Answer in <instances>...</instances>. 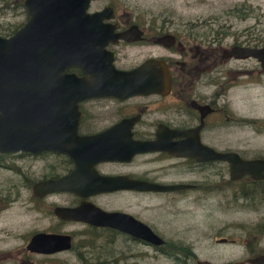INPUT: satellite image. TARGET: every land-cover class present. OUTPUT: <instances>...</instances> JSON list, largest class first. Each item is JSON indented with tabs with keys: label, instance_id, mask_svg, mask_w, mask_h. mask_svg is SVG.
<instances>
[{
	"label": "flooded vegetation",
	"instance_id": "obj_1",
	"mask_svg": "<svg viewBox=\"0 0 264 264\" xmlns=\"http://www.w3.org/2000/svg\"><path fill=\"white\" fill-rule=\"evenodd\" d=\"M119 2L91 0L87 11L102 13L99 21L105 23L94 24L105 30L97 36L108 39L103 46L99 44L98 58L107 61L111 70L114 67L127 73L114 70L91 73L74 65L67 68L84 80L93 75L99 77L101 80L97 82L89 80L98 87L106 81L110 85L109 90L95 89L93 94L79 99L77 133L93 137L87 150L98 155L91 162L96 174L182 186L165 190L128 186L88 196L66 189L42 194L34 190L36 182L68 174L76 166L74 159L53 149L0 151V166L16 169L23 177V186L32 191V202L40 203L35 208L50 218L47 226L34 229L26 237L21 256L24 258L13 259L11 251L0 246V264H68L63 256L71 249L82 264H144L148 246L153 247V256H166L172 264H256L251 259L264 254V243L260 244L264 219L251 225L228 222L231 228L236 226L246 233L242 243L249 255L239 263L199 258L191 263L196 257L194 248L171 239L194 237L193 211L186 208L198 198L208 205L233 201L248 206L264 204V177L256 179L247 172L233 179L227 158L200 159L195 154L178 153L214 149L232 152L234 158L264 159V40L257 35L240 34L228 43L225 28L228 24L197 21L181 24L171 18L149 16L145 9L122 7ZM199 28L206 33L198 32ZM234 46L263 49L259 55L234 54L231 52ZM132 70L135 71L128 72ZM129 85L134 87L127 88ZM163 144H173L179 151L172 152L163 148ZM55 157L58 160H49ZM21 159L31 160L35 165L38 160L39 164L42 162L40 175L27 173L19 163ZM60 191L75 197L69 202L53 201L51 195ZM17 193L16 199L19 189ZM119 195L124 200L112 201L110 205L99 202V197ZM10 198L0 197V208L14 201ZM82 199L107 210L131 214L165 242L155 244L131 230L63 218L55 213L56 206H76ZM179 218L183 219L181 225ZM40 231L69 234L71 246L54 251L28 248L31 236ZM225 234L216 240L239 242L235 233ZM76 236L82 237L79 248L72 247ZM98 236H108L112 242L117 238L135 241L138 248L128 244L112 247V256L102 259V249L92 247Z\"/></svg>",
	"mask_w": 264,
	"mask_h": 264
},
{
	"label": "water",
	"instance_id": "obj_2",
	"mask_svg": "<svg viewBox=\"0 0 264 264\" xmlns=\"http://www.w3.org/2000/svg\"><path fill=\"white\" fill-rule=\"evenodd\" d=\"M90 1L23 0L28 14L26 21L9 35L0 34V151L53 149L66 152L74 159L76 166L68 174L36 182L34 190L42 194L66 189L88 196L128 186L154 190L180 187L182 184H159L137 179L128 182L130 180H125V177L96 174L91 167V162L98 155L87 150L93 137L77 133L78 101L93 94L95 89L109 90L110 85L106 81L98 87L89 80L97 82L99 77L93 75L84 80L75 72H68L67 68L80 66L91 73L126 71L114 67L111 70L107 61L98 58V48L108 39L97 36L105 30L94 24L105 23L99 21L102 13L87 11ZM262 49L234 46L231 52L259 55ZM162 147L175 153L179 151L173 144H163ZM178 153L195 154L200 159L227 158L231 162L233 179L247 172L256 179L264 177V159L261 158H234L232 152L214 149L210 152L188 149ZM54 210L63 218L116 226L137 232L155 244L165 242L131 214L104 209L90 200L82 199L76 206L58 205ZM27 246L34 250L54 251L70 247L71 237L64 233L40 231L31 236ZM251 261L264 264V254L253 257Z\"/></svg>",
	"mask_w": 264,
	"mask_h": 264
},
{
	"label": "rangeland",
	"instance_id": "obj_3",
	"mask_svg": "<svg viewBox=\"0 0 264 264\" xmlns=\"http://www.w3.org/2000/svg\"><path fill=\"white\" fill-rule=\"evenodd\" d=\"M118 4L127 8L145 9L149 16L153 14L154 17H167L181 24H188L189 21L228 24L225 26L228 30L226 39L228 43L235 40L238 35L240 37V34L257 35L260 40H264V0H120ZM27 16L24 5L10 2L9 5L4 6V1L0 0V33L3 35L11 33L12 30L26 21ZM203 29L206 30V28ZM197 31L206 33L202 28L197 29ZM8 160L12 161L11 158H8ZM49 160L54 162L58 159L55 157ZM19 163L27 173L40 175L42 162L39 164V160L36 165L33 161L26 159H21ZM42 170L44 172V168ZM22 179L23 177L16 172V169L0 166V192L2 193L0 197L10 196V199H14L8 207L0 208V246L10 250L14 255L13 259L24 254L22 249L31 231L47 226L50 222V218L44 217L41 210L35 208L40 203L38 201L32 202V191L30 188L23 186ZM17 189H19L20 194L16 199L18 196ZM74 197L75 195L67 191L54 192L51 195L53 201L60 203L69 202ZM124 198L120 195L102 196L99 197V202L110 205L112 201H122ZM94 199L96 200V197ZM186 209L193 211L191 214L195 220L194 237L186 240L171 239V241L191 245L194 248L196 257L191 260V263L196 262V258L210 259L217 263H239L238 261L249 255L242 243L246 233L242 229L238 230L236 226L231 228L228 222L241 221L245 225H251L252 222L264 219V204L248 206L233 201L208 205L205 204L203 199L198 198L195 204ZM52 220L55 221L54 215H52ZM182 221L183 219L179 218V225ZM228 232L235 233L239 237V242L230 244L216 240L218 236L226 235L225 233ZM81 241L82 237L76 236L72 247L79 248ZM93 243L95 245L92 247L102 249V259L112 256V247H126V244H128L133 249L138 248L135 241L130 243L129 241L126 242L124 238H117L112 242L108 236H98ZM263 243L264 233L260 244ZM152 248V246H148L149 254L146 255L144 264L173 263H170L166 256H153ZM66 253L67 255L63 257L68 260V264H82L79 263L74 249Z\"/></svg>",
	"mask_w": 264,
	"mask_h": 264
},
{
	"label": "trees",
	"instance_id": "obj_4",
	"mask_svg": "<svg viewBox=\"0 0 264 264\" xmlns=\"http://www.w3.org/2000/svg\"><path fill=\"white\" fill-rule=\"evenodd\" d=\"M4 1V6H7L10 4V2H15L17 5H23V0H3ZM18 28V27H17ZM17 28H15L14 30H12L11 33H13ZM9 33V34H11ZM1 34V33H0ZM7 34V35H9Z\"/></svg>",
	"mask_w": 264,
	"mask_h": 264
}]
</instances>
